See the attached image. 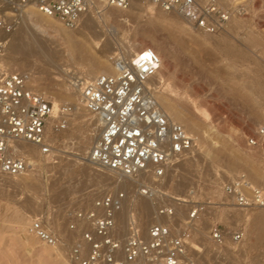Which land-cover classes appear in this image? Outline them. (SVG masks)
I'll return each instance as SVG.
<instances>
[{"label":"rangeland","instance_id":"374dc122","mask_svg":"<svg viewBox=\"0 0 264 264\" xmlns=\"http://www.w3.org/2000/svg\"><path fill=\"white\" fill-rule=\"evenodd\" d=\"M157 9L154 11L158 12ZM106 12L109 17L105 21L108 26L115 28L114 39L117 43L133 42L137 38L144 40L170 64L173 73L171 83L176 91L173 103L177 105L184 102L186 109L192 105L198 108L195 115L192 108H188V111L183 109L181 119L195 126L193 132L188 133L199 138L204 149H197L178 160L172 173L166 176L162 192H159L163 197L158 202L154 201L151 208L158 212L160 208L173 207L172 203L179 202L176 199L190 201L193 207L197 204L203 206V214L194 222L201 233H195L194 225L189 238V255L201 264H264V239L257 238L259 229L249 233L259 209L251 208L246 211L250 218L244 216L243 220H239L243 213L238 210L241 208L235 206L224 192V185L240 175H245L255 187L264 191V139L255 148L247 144L248 138L264 128V1L253 2L251 10L237 15L241 21L239 24H228L215 35L216 38L209 36L212 37L210 39L205 38L203 31L181 20H178L181 25L177 26L138 10L107 8ZM58 24L63 30H49L45 35L58 42L66 37L71 40L73 61L65 63L70 66V76L59 77L47 64L39 61L13 65L9 62L7 51L1 60L13 71L28 73L32 87L52 100L53 104L56 99L59 100L60 108L68 107L71 117L67 130L59 137L54 136L56 154L41 156L40 166L24 176L7 178L19 185L0 188V264H67L64 261L75 264L71 259V250L80 235L68 237L69 211L72 209L67 207L68 202H75L76 207H89L101 193L107 192V189H101L95 193L96 188H89L65 199L57 197L69 178L79 174L83 168H90L94 176L103 171L86 161L89 154L80 155L78 151L79 142L86 138L87 126L96 117L82 108L81 112L87 113V116L80 117L79 111L73 110V103H76L74 98L67 92L83 66H89L101 54L100 49L92 48L91 43L75 29ZM220 35L227 36V43L222 46L215 43ZM119 48L115 54L123 52L122 47ZM235 50L238 52L233 53ZM113 55L109 53V56ZM105 70L112 74L109 62ZM163 97L159 96L162 107V101H165ZM208 125L217 132L209 134ZM206 132L209 137L205 135ZM67 169L73 170L66 172ZM179 182H183L181 189L176 187ZM133 184L125 190L127 196L132 190L138 195L144 187L151 190L149 184L140 181H134ZM185 184H189L187 188ZM111 189H114V185ZM87 193L92 194L93 200L83 198ZM191 207L185 213L187 219ZM37 220L42 221L59 238L62 256L57 251H44L41 242L33 246L25 243V237L31 234L33 221ZM152 224L146 227L144 233ZM213 225L221 226L227 233L229 255H220L213 243L206 241ZM185 230L186 225H183L177 229V233L181 234ZM237 230L245 232V239L240 246L232 242V234ZM191 242L200 246L203 252L194 251ZM194 252L198 253L199 260L194 258Z\"/></svg>","mask_w":264,"mask_h":264},{"label":"built area","instance_id":"2783aa9c","mask_svg":"<svg viewBox=\"0 0 264 264\" xmlns=\"http://www.w3.org/2000/svg\"><path fill=\"white\" fill-rule=\"evenodd\" d=\"M250 1L260 0H237L230 6L221 0H0V174L20 177L30 171V157L19 151L20 147H36L42 156L56 154L54 136L67 130L71 117L68 107L56 111L54 104L32 87L28 73L13 71L1 62L8 47L2 36L15 31L20 12L33 7L64 27L75 29L94 2L121 10L142 3L176 14L212 35L224 30L234 15L244 14ZM111 62L115 74L101 75L81 87L84 108L100 120L102 127L90 160L120 179L149 169L161 178L173 160L192 154L196 145L185 127L165 113L155 87L149 85L160 71L161 58L149 48L133 58L116 53ZM263 139L261 128L248 138V147H258ZM224 192L241 209L264 208V191L245 175L226 183ZM141 194L153 198L147 187L141 189ZM126 196L124 191L111 189L101 193L89 207L70 209L68 228L80 235L71 250L75 264H201L189 255V238L194 222L204 212L203 206L197 204L189 211L186 230L181 234L170 223H157L146 234L131 228L128 234L119 236L116 231ZM158 215L172 219L176 210L163 207ZM30 233L48 246L61 244L42 221H33ZM209 239L217 250L225 248L228 241L219 225L211 227ZM244 239L243 230L232 234L235 246Z\"/></svg>","mask_w":264,"mask_h":264},{"label":"bare ground","instance_id":"6f19581e","mask_svg":"<svg viewBox=\"0 0 264 264\" xmlns=\"http://www.w3.org/2000/svg\"><path fill=\"white\" fill-rule=\"evenodd\" d=\"M221 3L228 4L226 6H230L232 4L235 5L237 3V0H221ZM93 4L94 5L92 6V9L87 14L84 15L80 25L76 27L75 30L79 32L80 36H82L83 39H87L88 42L91 43L92 48L100 49L101 54L98 55L97 58H95L94 62H91L89 66L82 65L83 68H82L81 73L76 74V78L71 82V86L67 89V92L69 93V95L73 97L76 102V103H73V107H74L73 110L79 111V113L78 112L77 113L80 115V117H86L87 113L90 114L83 106V103L81 100V87L86 82L93 81L101 75H113L116 73L114 65L111 62V56H109V53L115 54V51L119 50L120 49L119 47L121 46L123 49V52L121 53H125L129 58H133L136 54H138L142 50H146L149 48L153 49L144 40H141L138 38L133 42L131 41L122 42L119 40L120 42L117 43V40L114 39L116 35L115 28L113 26H108L105 21L109 17L108 13L106 12V9L111 8V7H107L99 2H94ZM246 7H247L246 10H251L253 8V2L252 1L247 2ZM131 9L138 10L144 14H150L152 17H156L159 20L166 22L170 25H177V26L181 25V23H179L178 20H181L182 22L185 23V21L181 17L177 16L176 14L166 13L160 9L155 8L152 5H147V7L145 8L142 3H134ZM154 9L155 10L157 9L158 12L154 11ZM57 22L58 21H56L55 19L45 17L42 14L38 13L33 7L28 8L26 11L20 12L17 18V26H16L15 31L10 35L2 36L3 39L8 42L7 53H8L9 62L12 63L13 65H20L24 63L39 61V62L47 64V66L50 69H53L55 71L54 74L59 75V77L60 75L61 77H63L64 75L70 76V72H69L70 70H68L70 66L65 63H71V61H73L72 52L70 51L71 50L70 49L71 40H69V37L68 38L66 37L64 39H60L62 40V42H58V41H54L50 39L49 37H47V35H45L49 30H52L54 32H60L61 30H63L61 26L58 24L59 22L58 23ZM240 22H241L240 18L237 15H234V17L231 19L229 24L234 23L237 25ZM215 35L216 34L211 35V34L204 33V36L206 39H208L209 36L214 37ZM225 37L222 35L221 37L215 40V43L218 45L221 44L222 46L223 43L225 42L227 43V38ZM153 50L156 51L155 49ZM224 50L226 49L224 48ZM229 50H232V49H229ZM225 52H228V51H225ZM232 52L234 53L238 51L235 50ZM159 57L161 58V61H162L160 71L158 72L157 76L152 80V82L149 83V85L151 84L152 86L155 87L157 94H158L157 99L159 103L161 102V100H159V96L160 98L164 96L163 99L165 101L164 102L162 101L163 103L162 105L164 108L162 106L161 107L163 108L165 113L173 121L184 125L186 130L192 133L195 126L193 124H186L181 119L183 109H186L185 108L186 103L183 102L177 105L176 103L175 104L173 103L174 102L173 97L176 94V91L171 83V79L173 80L172 78L173 73L171 72V66L168 62L163 60V58L160 55ZM61 61L63 62L62 64L60 63ZM108 62H109V65L111 66L112 74H110L109 71L105 70V67L107 66ZM33 74H34L33 76L35 80L36 79L35 73L33 72ZM54 106H55L56 111H59L61 109L59 100L56 99V101H54ZM81 108L85 110L87 113L85 114L81 112L82 111ZM190 108H192L191 111L194 110V112H192L193 114L195 112L197 113L198 108L195 105H192ZM190 108L188 110H190ZM79 115H76V116L79 117ZM208 129H209V134L210 132H217L213 126L208 125ZM86 131H87L86 138L83 141L79 142L78 151L80 152V155L89 154V157L88 158L86 157V161L94 166H97L91 162L90 154L92 152L95 142L99 139L101 132H102L100 120L96 117V120H94L93 123L87 126ZM205 135L209 137L207 132L205 133ZM194 139H195L196 145H195V148L193 149V152L196 151L197 149L203 150L204 145L201 143L199 138L194 137ZM53 140L55 141V138ZM214 145H217V142H214ZM19 151H21L23 154H27L30 157V164H31L30 171L40 166L42 155L40 154L38 148L33 147V146H24V147H20ZM177 162L178 160H173L168 166L165 176L161 178L157 177L152 169L143 171L137 176L132 177V178H121L120 179L114 173L108 172L102 168L101 169L103 171L98 173V176H94L92 174V170L88 167H85L83 168V170L80 171L79 174H73L69 178V180L67 181L63 189H61L59 194H57V197L59 199H65V198L70 197L72 194L83 192L85 190H88L89 188H96L95 193L100 191L101 189H107L105 191H108L112 185H114V189L125 192L127 188H131V186L134 185L133 184L134 181H140L142 184H149L151 188L150 191L153 195V198L145 197L141 194V192H139V195L134 194V191L132 190L129 193V195L126 196L124 211L119 215L120 224H119L118 230L116 231V235H119V236H122L124 234L126 235V233H128L131 228L140 230L141 232L144 233L146 227L147 226L149 227V225H151L152 223L153 224L170 223L172 227L180 229L181 227H183V225L185 226L184 221L187 220V217H186L187 215L185 214L186 211L188 210L187 208H190L191 206H192L191 208H193V204H191L190 201L176 199V201H179V202L172 203L173 208H175L176 210V216L172 219L159 216L158 212L155 211V209L151 208L154 205V201L158 202L159 199L163 197V195L161 196L159 192L160 191L162 192V188L164 186V180L166 176L170 174V172L172 173L173 171L172 169L176 166ZM71 170L73 169H67L66 172L67 171L69 172ZM106 175L108 176V178H105ZM181 176H183V174ZM9 177L10 176L0 174V188H5L12 184L19 185L18 182L7 180V178ZM114 179L115 181L110 183V181H113ZM186 182H187V178H186ZM103 185H106V187L103 188ZM187 185H186V188L188 187ZM176 187L181 189L183 187V182L182 183L179 182L178 184H176ZM91 196L92 194L87 193L85 194V196H83V198L87 197L88 200L89 198L90 200H93L91 199ZM94 196H96V194ZM76 201H79V200H76ZM68 203H67L68 208L76 207V204H74L75 202L74 203L68 202ZM257 209H259V212L256 218H254L253 222H255V224H253L249 233L252 234L255 231V229H259L260 235L258 234L257 238L264 239V208H257ZM238 210H241L243 212L239 216L240 218L239 220H243L244 216L250 218L249 213H246V211L250 209H238ZM155 214H157L156 217H155ZM194 225L196 227L194 229L195 233L196 234L201 233L199 226L196 224ZM68 230L69 231L67 232V234L69 238H73L77 235L76 232H72L70 231V229ZM52 234L55 237H57L53 232ZM57 239L59 240L58 237ZM37 240L38 239L32 234H30L29 237H25V243L30 246H33L37 244V242H40ZM206 241L212 243L209 238ZM260 242H263V241H260ZM191 243L194 248V251L195 249L202 250L200 246L196 245L193 242ZM212 245L214 246V244ZM41 247L44 249V251L48 253L55 252V251L60 252L59 256L60 255L62 256V251H61L62 247L60 246L54 248V247H51V246H48L42 243ZM193 248H191L192 249L191 251H193ZM227 249H228L227 247L223 249H218V252L220 253V255H225V254L229 255L231 252L228 251L229 249L228 250ZM193 256L194 258L197 257L198 260L200 258L198 257V253L195 254V252ZM64 262L68 264L67 261H64Z\"/></svg>","mask_w":264,"mask_h":264}]
</instances>
